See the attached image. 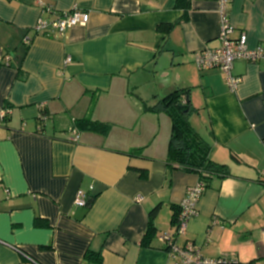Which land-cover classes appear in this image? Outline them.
<instances>
[{
    "label": "crops",
    "instance_id": "1",
    "mask_svg": "<svg viewBox=\"0 0 264 264\" xmlns=\"http://www.w3.org/2000/svg\"><path fill=\"white\" fill-rule=\"evenodd\" d=\"M187 1L0 0V110L11 109L0 120V264H176L160 236L175 233L201 178L170 166L172 120L145 106L177 89L210 158L231 172L208 180L177 241L207 259L264 264V60L234 63L235 90L221 69L200 71L196 55L220 45L224 3ZM75 6L86 26L36 31ZM227 9L232 36L264 46V0ZM84 119L108 132L80 129Z\"/></svg>",
    "mask_w": 264,
    "mask_h": 264
},
{
    "label": "built area",
    "instance_id": "2",
    "mask_svg": "<svg viewBox=\"0 0 264 264\" xmlns=\"http://www.w3.org/2000/svg\"><path fill=\"white\" fill-rule=\"evenodd\" d=\"M224 7L221 10V30L219 34L220 45L217 47H205L195 58L196 65L200 71L219 68L226 75V81L230 89L235 90L242 81V78L232 73L234 63L237 60H246L249 62H259L264 60V46L251 47L248 41V34L241 32L238 37H233L235 27L231 24L228 15L227 5L230 0H222ZM90 15L80 10L77 6L71 11H67L55 17L54 19H39L35 29L39 34H48L56 32L63 36L66 31L76 25L86 26L89 23ZM29 43V39H26ZM70 59L68 58L67 62ZM11 113L10 108L0 110V120H4ZM47 116L40 115V122L45 121ZM41 125L39 130H41ZM72 140H80L78 128H70ZM207 190V184L199 181L197 184L189 186L186 196L180 204V212L176 225L175 233H165L160 236V240L166 245L172 256L178 257L176 264H227L232 263L227 257L217 259L205 258L194 241L187 240L185 244L178 243V236L185 235L190 220L198 215L199 202ZM142 200V199H140ZM75 204L80 207L87 206V194L83 190L77 192ZM236 263V262H235Z\"/></svg>",
    "mask_w": 264,
    "mask_h": 264
},
{
    "label": "trees",
    "instance_id": "3",
    "mask_svg": "<svg viewBox=\"0 0 264 264\" xmlns=\"http://www.w3.org/2000/svg\"><path fill=\"white\" fill-rule=\"evenodd\" d=\"M181 5H188L187 0H178ZM169 31L170 27H163ZM188 95L187 89H177L166 95L160 102L154 106H145L146 110L157 111L163 110L172 120V135L169 143L168 162L171 167L195 172L200 175V181L207 184L213 176L226 178L231 176L229 168L225 164L213 161L209 156L210 146L198 134L189 121V105L184 108L178 106L183 102L182 97ZM189 99H187V102ZM188 109V112L185 110ZM80 129H88L95 132L106 134L108 126L102 123L84 119L78 123ZM178 217L174 216L173 222L177 224ZM153 230L150 228L142 238L141 244L146 246L152 238ZM241 264V263H227Z\"/></svg>",
    "mask_w": 264,
    "mask_h": 264
},
{
    "label": "water",
    "instance_id": "4",
    "mask_svg": "<svg viewBox=\"0 0 264 264\" xmlns=\"http://www.w3.org/2000/svg\"><path fill=\"white\" fill-rule=\"evenodd\" d=\"M178 106L180 108H184L186 106V104L181 102V103L178 104ZM185 112H188V109H186Z\"/></svg>",
    "mask_w": 264,
    "mask_h": 264
}]
</instances>
